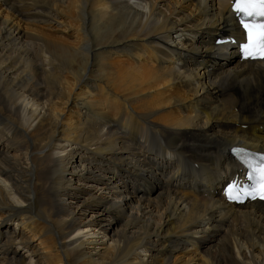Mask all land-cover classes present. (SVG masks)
I'll return each instance as SVG.
<instances>
[{
    "label": "bare ground",
    "instance_id": "6f19581e",
    "mask_svg": "<svg viewBox=\"0 0 264 264\" xmlns=\"http://www.w3.org/2000/svg\"><path fill=\"white\" fill-rule=\"evenodd\" d=\"M230 1L0 0V264H264V203L219 191L264 151Z\"/></svg>",
    "mask_w": 264,
    "mask_h": 264
},
{
    "label": "snow or ice",
    "instance_id": "6c2138e0",
    "mask_svg": "<svg viewBox=\"0 0 264 264\" xmlns=\"http://www.w3.org/2000/svg\"><path fill=\"white\" fill-rule=\"evenodd\" d=\"M235 10L245 17L252 18L241 20L247 33V43L241 45L243 54L246 57L255 55L264 57V19H256L264 18V0H235ZM255 171H258L260 178L258 191L261 198H264V163ZM233 188L229 189L230 195Z\"/></svg>",
    "mask_w": 264,
    "mask_h": 264
},
{
    "label": "rangeland",
    "instance_id": "374dc122",
    "mask_svg": "<svg viewBox=\"0 0 264 264\" xmlns=\"http://www.w3.org/2000/svg\"><path fill=\"white\" fill-rule=\"evenodd\" d=\"M60 2L62 3V2H64V0H60ZM39 9H37V11H38ZM40 11V10H39ZM38 11V12H39ZM47 11V12H46ZM49 11V12H48ZM42 12H44V13H42ZM44 15V17H41V16H39V17H32V18H30L29 20L31 21V22H34V23H38V24H41L42 26H46V29H48V30H53L50 26H53V27H56L57 29L54 31V32H56V35L58 36V37H63L64 35H61V33H60V30H61V27H60V24L57 22V21H55L54 19H50L51 17L52 18H54V12H52V10H50V9H45V10H43V11H41V12H39V14L38 15ZM35 18V19H34ZM37 18V19H36ZM39 18V19H38ZM34 19V20H33ZM44 19V20H43ZM40 20V21H39ZM39 21V22H38ZM42 21V22H41ZM45 21V22H44ZM57 22V23H56ZM45 23V24H44ZM49 23H51V25L49 24ZM50 25V26H49ZM48 27V28H47ZM78 183L77 184H79V185H84V183L82 182V181H77ZM82 183V184H81ZM90 184H93V183H89L88 185H90ZM92 186H94V187H97V185H92ZM98 188V187H97ZM99 189V188H98ZM121 190L123 189V188H120ZM135 192L137 191V190H134ZM81 200H83V198H80ZM73 203V202H72ZM74 204V203H73ZM99 212V210H97L96 208H91V209H87V212H86V214H85V218H88L89 216H93V215H95V214H97ZM102 221L105 223L106 221H107V218L106 217H103L102 218ZM10 226V229H12V230H14V228H15V223L14 222H12L11 223V225H9ZM19 228L17 227V230H18ZM25 230V229H24ZM26 231V230H25ZM98 239H100V237L98 238ZM98 239H96V240H98ZM34 242H33V245H39V241H37V239H34L33 240ZM106 242L108 243V240H106ZM98 249H102V246L100 245V244H98L97 246H96ZM27 250H22V249H20L19 248V252L21 253V255H24V257L25 256H27L26 257V259H28V255H29V252H26ZM42 253H45V252H42Z\"/></svg>",
    "mask_w": 264,
    "mask_h": 264
}]
</instances>
